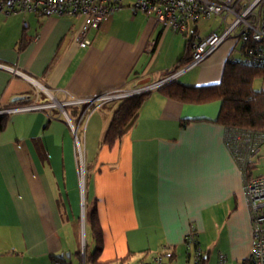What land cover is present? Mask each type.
<instances>
[{
    "label": "crops",
    "instance_id": "0c3cea01",
    "mask_svg": "<svg viewBox=\"0 0 264 264\" xmlns=\"http://www.w3.org/2000/svg\"><path fill=\"white\" fill-rule=\"evenodd\" d=\"M133 2L124 0L90 29L85 47L75 39L81 18L0 13V108L47 102L44 87L58 100L141 88L188 64L189 36L164 27L152 13L135 12ZM196 27L203 33L213 28L200 22ZM232 48L225 42L174 80L187 87L219 84L227 60L237 59ZM160 87L150 89L137 120L113 146L102 140L119 99L80 122L84 178L73 130L60 108L9 114L0 133V264H51L54 256L67 257L63 230L73 224L83 239L75 221L87 205L98 211L102 262L117 264L129 255L124 264H137L171 245V263L184 251L188 264L185 238L192 228L201 246L202 234L221 245L218 258L221 252L228 262L229 253L235 260L249 257L244 169L228 146L229 127L217 121L221 100L180 101ZM67 110L78 124L77 107ZM257 163L251 172L264 174Z\"/></svg>",
    "mask_w": 264,
    "mask_h": 264
},
{
    "label": "built area",
    "instance_id": "2783aa9c",
    "mask_svg": "<svg viewBox=\"0 0 264 264\" xmlns=\"http://www.w3.org/2000/svg\"><path fill=\"white\" fill-rule=\"evenodd\" d=\"M124 0H0V13L5 16L69 15L83 20L76 41L83 47L91 44L87 37L90 29H97L104 19L120 10ZM132 9L152 13L160 24L189 36L190 61L162 80L141 88L106 93L90 98H67L58 100L47 88V102H35L0 108V114L46 108H60L62 115L70 122L75 137L81 178L85 176L83 148L79 133L80 122L87 119L96 109L112 99H121L143 89L160 87L180 74L202 63L225 42L233 44L236 52L247 65L264 72V0H134ZM219 19L217 26L203 33L197 26L201 20ZM234 58V57H233ZM13 73L33 80L32 76L16 67L6 66ZM264 78V75H263ZM67 107H77V123L73 122ZM226 140L235 160L244 169L245 191L247 194L252 224L251 252L244 260L248 264H264V174H253L251 165L256 163L264 144V130L229 127ZM185 245L188 258L193 264H205L208 253L203 250L199 231L192 228L186 235ZM174 246L167 245L137 264H171L175 258ZM51 264H75L68 257L53 259ZM79 264H88L86 240L82 239ZM126 264V263H125ZM129 264V263H128ZM217 264H229L226 254L220 253Z\"/></svg>",
    "mask_w": 264,
    "mask_h": 264
},
{
    "label": "trees",
    "instance_id": "16d2710c",
    "mask_svg": "<svg viewBox=\"0 0 264 264\" xmlns=\"http://www.w3.org/2000/svg\"><path fill=\"white\" fill-rule=\"evenodd\" d=\"M191 58V55H190ZM264 72L240 59L229 58L225 64L222 81L219 84L206 87H187L172 80L159 89L167 96L185 102L202 103L221 100V110L217 121L227 127L264 130V88H254V81L263 77ZM151 90L141 94L131 95L119 99L113 111L112 118L106 129L102 143L113 146L133 126L139 112ZM24 105V104H21ZM9 114H0V133L6 128ZM255 163L251 165L253 168ZM86 225L91 230L92 238L96 242V250L89 255L86 242L87 263L112 264L113 261H100L103 235L96 206L87 205ZM81 259V249L77 252ZM54 256L53 259L64 258ZM129 255L117 264H124Z\"/></svg>",
    "mask_w": 264,
    "mask_h": 264
},
{
    "label": "rangeland",
    "instance_id": "374dc122",
    "mask_svg": "<svg viewBox=\"0 0 264 264\" xmlns=\"http://www.w3.org/2000/svg\"><path fill=\"white\" fill-rule=\"evenodd\" d=\"M218 23H219V19H216V18H211L208 20H204V21L201 20L200 21V24H204V28H205V26H208L205 28L206 30L208 28H210L209 26H212V27L217 26ZM235 57L237 59L240 58V56L237 53H235ZM176 69H178V68H176ZM254 88L257 90L264 88V78L263 77H258L255 79ZM46 97H48V95H46ZM79 136L81 139V146L83 148V156H84L85 155V152H84L85 144H84L83 136L81 134ZM78 158H79V151H78ZM84 158H85V156H84ZM256 161L258 162L257 163L258 168L264 169V146L262 147V151H261V153L258 156ZM83 216H84V218H83ZM78 219L79 220L78 221L76 220L75 223L78 227L77 228L78 232H80V234H81L82 228L83 227L85 228L86 212L81 217H78ZM83 220H84V226L82 225ZM72 225L65 227V229L63 230L64 231V239H65L66 243L68 244L69 251L72 254L71 257L68 258V260L73 261L75 264H79L80 259L77 255V252L80 250V246L82 244V238H81V235L79 238L78 233L76 234V230L72 227ZM84 233H85L84 238L88 244V248H87L88 253H89V255H91L96 250L97 244L92 238L91 230L89 229L88 225H86V231ZM202 241H203V246H202L203 249H208V254H209V259L207 260L206 264H216L218 261V253H219L218 249L221 245L213 243V241H214L213 237L206 235V234H202ZM228 255H229V264H248V263H246V261H243V260H235V258H232V255L230 253ZM180 256H181V259H179V261L176 264H186L185 262L187 261V259L186 260L183 259L184 251L180 252ZM89 264H91V263H89ZM188 264H193V261L189 260Z\"/></svg>",
    "mask_w": 264,
    "mask_h": 264
},
{
    "label": "water",
    "instance_id": "95a60500",
    "mask_svg": "<svg viewBox=\"0 0 264 264\" xmlns=\"http://www.w3.org/2000/svg\"><path fill=\"white\" fill-rule=\"evenodd\" d=\"M150 89L148 88V89H143V90H141V91H139V92H135L133 95H136V94H141V93H143V92H146V91H149ZM19 99H21V97H17V98H15V100H19ZM84 215V214H83ZM83 218H84V216H83ZM83 226H84V220H83V224H82ZM84 228V227H83ZM85 232V228H84V230H82V235H83V239H85L84 238V233ZM71 254L70 253H67V257H69Z\"/></svg>",
    "mask_w": 264,
    "mask_h": 264
},
{
    "label": "bare ground",
    "instance_id": "6f19581e",
    "mask_svg": "<svg viewBox=\"0 0 264 264\" xmlns=\"http://www.w3.org/2000/svg\"><path fill=\"white\" fill-rule=\"evenodd\" d=\"M82 208H83V206H82Z\"/></svg>",
    "mask_w": 264,
    "mask_h": 264
}]
</instances>
